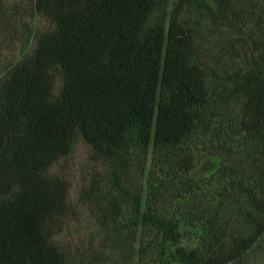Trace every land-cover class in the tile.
<instances>
[{
    "label": "trees",
    "instance_id": "obj_1",
    "mask_svg": "<svg viewBox=\"0 0 264 264\" xmlns=\"http://www.w3.org/2000/svg\"><path fill=\"white\" fill-rule=\"evenodd\" d=\"M193 1L213 20L234 19L235 0H215V8ZM165 4L34 0L54 28L36 30L32 52L0 82V264H66L53 236L68 211V185L48 168L78 133L113 165L118 193L106 210L117 221L119 197L130 202L126 235L144 225V253L167 252L164 262L173 264H264V43L229 93L211 99L193 31L177 18L166 24ZM57 69L63 82L55 93ZM230 96L241 109L221 116V128L214 117ZM210 132L226 151L249 139L259 148L249 163L242 155L219 169L217 194L231 187L240 209L233 216L220 199L201 209L172 202L200 188L189 172L197 144L215 148L204 139ZM127 167L144 178L142 209L140 195L118 180ZM182 238L191 243L165 252Z\"/></svg>",
    "mask_w": 264,
    "mask_h": 264
},
{
    "label": "rangeland",
    "instance_id": "obj_2",
    "mask_svg": "<svg viewBox=\"0 0 264 264\" xmlns=\"http://www.w3.org/2000/svg\"><path fill=\"white\" fill-rule=\"evenodd\" d=\"M205 1L215 8V0ZM234 9V19L227 23L213 20L193 0H166L165 4L166 24L170 19L177 18L191 27L197 47V61L208 72L206 81L209 95L211 99L219 101L229 93L228 87L233 84L234 74L248 68L249 55L255 56L264 43V0H235ZM53 28L54 22L36 10L34 0H0V82L11 66L32 52L36 44L33 33ZM62 82L61 71L57 69L55 93ZM220 107V114L214 120L223 128L227 120L220 123L221 116L223 119L237 116L241 102L237 97L230 96L224 104L221 102ZM214 135L210 132L204 137L205 141L215 144L212 150L206 148L207 143L194 147L195 165L189 174L195 181L200 180V188L187 195V200L175 195L172 202L201 209L209 205V200L220 199L225 212H231L233 216L236 212H232H239L240 209L231 187L227 188V192L217 194L216 186L221 185L224 179L219 169L232 161L239 164L242 155L249 163L259 148L256 140H243L245 147L233 143L231 153L220 147L221 143L218 144ZM48 172L64 179L68 185V211L53 236L54 242L66 256V264H173L164 262L165 257L169 258L166 251H172L178 243H191L189 239L182 238L177 243L167 242L163 246L166 253L158 254L159 250L144 253V234L147 231L144 225L134 227V234L131 238L127 237L130 202L119 197L124 213L117 221L106 210L110 196L118 193L113 182V165L97 158L91 144L79 133L74 148L53 161ZM118 180L121 185L130 187L136 195H140L142 209L146 193L143 176L132 167H127L119 171Z\"/></svg>",
    "mask_w": 264,
    "mask_h": 264
}]
</instances>
